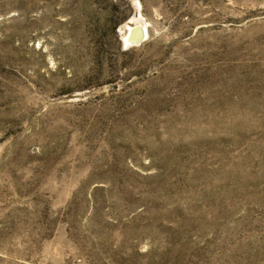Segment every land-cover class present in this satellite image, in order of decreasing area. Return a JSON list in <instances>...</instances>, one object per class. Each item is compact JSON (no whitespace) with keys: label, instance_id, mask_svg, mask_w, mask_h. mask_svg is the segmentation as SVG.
<instances>
[{"label":"rangeland","instance_id":"obj_1","mask_svg":"<svg viewBox=\"0 0 264 264\" xmlns=\"http://www.w3.org/2000/svg\"><path fill=\"white\" fill-rule=\"evenodd\" d=\"M0 264H264V0H0Z\"/></svg>","mask_w":264,"mask_h":264},{"label":"bare ground","instance_id":"obj_2","mask_svg":"<svg viewBox=\"0 0 264 264\" xmlns=\"http://www.w3.org/2000/svg\"><path fill=\"white\" fill-rule=\"evenodd\" d=\"M133 22H134V24H132V26H134V25H136L138 23L140 24V26H139V28L134 30L133 27L130 26L129 24L126 25L127 29H126V32H125V41H124L126 45H133L130 42L131 41L130 40L131 37H134L136 39V38H138L141 35V33L147 34L146 24L142 20L136 19ZM123 40H124V38H123Z\"/></svg>","mask_w":264,"mask_h":264},{"label":"water","instance_id":"obj_3","mask_svg":"<svg viewBox=\"0 0 264 264\" xmlns=\"http://www.w3.org/2000/svg\"><path fill=\"white\" fill-rule=\"evenodd\" d=\"M127 24H129L130 26H132V24H134V22L132 21V20H130V21H128L127 23H126V25ZM126 25L124 26V32H125V30L127 29V27H126ZM139 26H140V24L138 23V24H136V25H134V26H132L133 27V29L134 30H136L137 28H139ZM134 32V31H133ZM142 32V31H141ZM146 37H147V34H144V33H141V35L138 37V38H134V37H131V43L133 44V45H136V44H140V43H142L145 39H146ZM122 42H123V45H124V40H123V38H122ZM125 46V45H124ZM128 46H130V45H128ZM125 47H127V46H125Z\"/></svg>","mask_w":264,"mask_h":264}]
</instances>
